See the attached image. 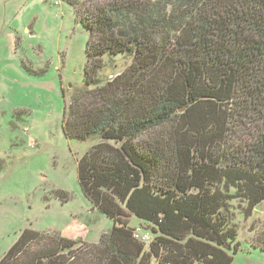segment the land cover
I'll use <instances>...</instances> for the list:
<instances>
[{
    "label": "trees",
    "instance_id": "trees-1",
    "mask_svg": "<svg viewBox=\"0 0 264 264\" xmlns=\"http://www.w3.org/2000/svg\"><path fill=\"white\" fill-rule=\"evenodd\" d=\"M75 20L83 89L61 128L98 141L77 183L112 227L92 244L26 228L0 264H232V202L264 204V0H89ZM250 246L264 251V227Z\"/></svg>",
    "mask_w": 264,
    "mask_h": 264
},
{
    "label": "rangeland",
    "instance_id": "rangeland-1",
    "mask_svg": "<svg viewBox=\"0 0 264 264\" xmlns=\"http://www.w3.org/2000/svg\"><path fill=\"white\" fill-rule=\"evenodd\" d=\"M88 1L0 0V259L26 228L92 244L112 227L77 183V163L98 141L67 140L61 128L70 97L83 89L87 33L75 10ZM130 61L105 58L99 79ZM232 205L243 246L232 264H264V251L250 246L264 204L245 216L244 203Z\"/></svg>",
    "mask_w": 264,
    "mask_h": 264
},
{
    "label": "built area",
    "instance_id": "built-area-1",
    "mask_svg": "<svg viewBox=\"0 0 264 264\" xmlns=\"http://www.w3.org/2000/svg\"><path fill=\"white\" fill-rule=\"evenodd\" d=\"M134 237L144 243L148 242L150 239V237L147 234H143L139 230H136L134 232Z\"/></svg>",
    "mask_w": 264,
    "mask_h": 264
},
{
    "label": "water",
    "instance_id": "water-1",
    "mask_svg": "<svg viewBox=\"0 0 264 264\" xmlns=\"http://www.w3.org/2000/svg\"><path fill=\"white\" fill-rule=\"evenodd\" d=\"M260 206V205H259ZM258 210H260V207L257 208Z\"/></svg>",
    "mask_w": 264,
    "mask_h": 264
}]
</instances>
